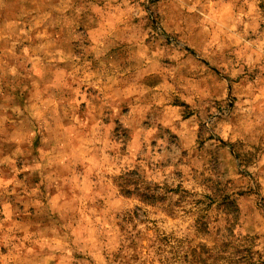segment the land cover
Wrapping results in <instances>:
<instances>
[{
	"label": "rangeland",
	"instance_id": "1",
	"mask_svg": "<svg viewBox=\"0 0 264 264\" xmlns=\"http://www.w3.org/2000/svg\"><path fill=\"white\" fill-rule=\"evenodd\" d=\"M0 264H264V0H0Z\"/></svg>",
	"mask_w": 264,
	"mask_h": 264
}]
</instances>
